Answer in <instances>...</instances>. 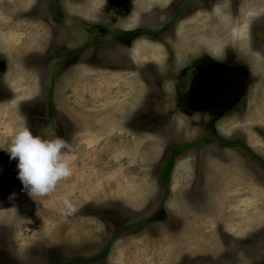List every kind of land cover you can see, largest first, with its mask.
Segmentation results:
<instances>
[{
    "label": "rangeland",
    "instance_id": "rangeland-1",
    "mask_svg": "<svg viewBox=\"0 0 264 264\" xmlns=\"http://www.w3.org/2000/svg\"><path fill=\"white\" fill-rule=\"evenodd\" d=\"M229 52L211 121L177 79ZM21 125L76 158L31 197L0 150V264H264V0H0V148Z\"/></svg>",
    "mask_w": 264,
    "mask_h": 264
},
{
    "label": "clouds",
    "instance_id": "clouds-1",
    "mask_svg": "<svg viewBox=\"0 0 264 264\" xmlns=\"http://www.w3.org/2000/svg\"><path fill=\"white\" fill-rule=\"evenodd\" d=\"M0 150L8 154L9 160L17 161V179L31 197L52 193L61 181L72 176L76 157L69 143L59 136L45 139L21 125L8 146ZM76 210L71 199L63 200L64 216H71Z\"/></svg>",
    "mask_w": 264,
    "mask_h": 264
},
{
    "label": "flooded vegetation",
    "instance_id": "flooded-vegetation-1",
    "mask_svg": "<svg viewBox=\"0 0 264 264\" xmlns=\"http://www.w3.org/2000/svg\"><path fill=\"white\" fill-rule=\"evenodd\" d=\"M123 32L125 31L123 30ZM126 32L125 34H128L126 36L127 40L121 39V41H125V43L130 45L132 40L130 39L132 37L131 31ZM61 49H63V47H61ZM231 50L233 51L232 48ZM225 56V58L221 59H216L206 54L196 57V59L184 66L181 75L177 79L180 82L183 80L184 84L181 95V99L183 100L182 105L187 109L191 108L201 111L202 113L206 112L210 115L211 121L218 118L217 115L214 114V110L218 109L219 105L221 109H225L229 102L227 99L222 100V102L219 100V92L222 86L228 88L229 86L233 87L239 85L238 89L230 94L233 97L232 103L236 106L244 101L246 92L252 85V83L249 84L247 82V79L252 75L247 65L244 66L240 61V63H236L234 52H229ZM76 60L77 59L73 58L71 61ZM68 63H70V61L66 63V66ZM226 73H228V75ZM50 104L49 109L51 111H49L48 114L53 116V106L52 103ZM43 114L39 112V117L35 119L42 120L40 117ZM43 122L42 120V126ZM203 141H205V139ZM248 155L250 156V154ZM253 158L258 159L255 156H253Z\"/></svg>",
    "mask_w": 264,
    "mask_h": 264
},
{
    "label": "trees",
    "instance_id": "trees-1",
    "mask_svg": "<svg viewBox=\"0 0 264 264\" xmlns=\"http://www.w3.org/2000/svg\"><path fill=\"white\" fill-rule=\"evenodd\" d=\"M181 149H173V151L171 152V155L169 157V160L166 161L160 171V177L164 180L167 181L170 177V173H171V169H172V161L174 159V157L180 152Z\"/></svg>",
    "mask_w": 264,
    "mask_h": 264
}]
</instances>
